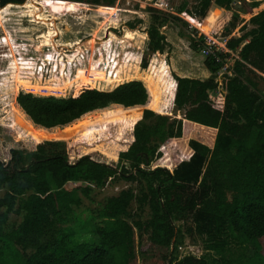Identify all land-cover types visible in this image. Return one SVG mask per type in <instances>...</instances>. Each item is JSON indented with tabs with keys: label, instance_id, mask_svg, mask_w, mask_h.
<instances>
[{
	"label": "trees",
	"instance_id": "1",
	"mask_svg": "<svg viewBox=\"0 0 264 264\" xmlns=\"http://www.w3.org/2000/svg\"><path fill=\"white\" fill-rule=\"evenodd\" d=\"M27 1L0 0V6ZM242 1L238 11L233 0L202 1L204 11L218 12L215 34H231L241 13L251 15L253 27L230 38L231 52L206 56L209 77L176 74L174 102L186 110L183 118L170 120L150 109L153 95L143 76L107 89L82 80L67 96L20 88L14 109L46 132L99 111L111 113L63 147L28 138L11 145L0 136V264H210L204 256L176 255L178 221L190 219L207 224L211 250L223 254L221 238L231 232L247 250L242 264H264V89L249 74L258 72L264 80V0ZM56 24L67 22L59 18ZM149 34L153 49H163L168 38L156 27ZM196 36L195 44L205 49V36ZM232 56L231 73L220 82L218 74ZM217 90L221 94L213 99ZM2 128L17 134L14 126ZM169 145L184 150L189 161L167 153ZM116 179L137 181L140 192L128 188L109 197L97 215L81 220L91 241H77L73 229L64 227L73 206L82 195L90 197L94 185ZM134 201L140 212L132 211ZM12 213L22 220L7 229Z\"/></svg>",
	"mask_w": 264,
	"mask_h": 264
},
{
	"label": "rangeland",
	"instance_id": "2",
	"mask_svg": "<svg viewBox=\"0 0 264 264\" xmlns=\"http://www.w3.org/2000/svg\"><path fill=\"white\" fill-rule=\"evenodd\" d=\"M202 1L101 0L100 4L94 5L91 2L89 4L78 3L76 0H41L43 7H46L48 3L58 12L73 9L75 13L67 14L65 17L69 24L67 27L62 25L56 29L52 23L54 19L51 16L53 15L39 17L42 21L37 24L41 28L43 39L50 42L52 36L59 35L60 48L56 44L51 45L52 48L45 54H50V59L53 60H49L48 63L42 60L41 66L37 65L38 67L32 64L34 68L35 66L37 68L35 74H32L35 71L34 68L27 71L21 69L19 58L9 55L11 62L8 74L0 75V136L4 138V143L20 145L24 138H28L36 142L60 141L62 145L57 147H63L69 138L78 135L83 128L103 122L111 113V111H99L57 132H46L33 127L31 122L25 119L24 114L14 109L20 88L39 96H67L73 84L82 80L100 89H107L116 87L121 82L130 81L136 76H143L149 82L153 95L150 109L157 114L168 116L170 120L183 118L186 110L178 108L174 102L176 74L194 77L210 76L204 64L205 49L201 48V45H196L193 37L197 35L198 38L206 33L215 34L214 26L218 12L216 10L204 11ZM243 3L242 0H233L232 10H242ZM29 6L37 11L40 9L39 5ZM94 6L96 9H92ZM23 8L8 6L5 11H1L0 24L4 26V29L0 26V38L4 37L7 41L14 43L11 36L21 38L24 31L28 32V29L24 28L28 22L18 19L13 23L6 13L11 9L21 10ZM76 12H79V15H76ZM250 18L251 15L241 13L236 21L237 27L231 33L232 36L237 37L248 32L253 27L249 22ZM246 23L247 27L243 28L242 26ZM154 27L168 38V41L163 43V49L159 51L153 49L149 34V29ZM28 48L27 43L24 49ZM56 51L61 53L64 60H54L59 53L56 54ZM220 72L218 80L221 78ZM249 74L259 82L260 88L264 89L261 74L258 72ZM219 94H221L220 90L212 92L213 99H216ZM3 124L16 127L17 134L12 136L4 133ZM49 146L53 147L51 144ZM167 148V153L174 151L181 158L189 161L190 157L184 150L173 145ZM76 184L70 182V186H76ZM128 188L140 192V185L137 181L116 179L108 181L105 186L94 185L90 197L82 195L80 203L73 206L75 211L72 214L73 218L64 224V227L73 229V237L77 241H91V231L81 220L87 219L91 214L97 215L109 197L118 195L121 190ZM3 194L4 191H0V197ZM132 211L140 212L139 205L135 201ZM143 216H149L148 208L144 209ZM21 220V214L12 213L6 228H12ZM178 225L180 232L176 243V255L179 258L193 254L206 257L210 264H242L245 262L247 250L245 245L236 239L234 233L228 232L229 235H224L225 239L221 238L224 253L220 254L209 248L207 224L204 221L198 224L192 219L181 220L178 221ZM226 259L229 261L226 262ZM140 264L143 263L140 262Z\"/></svg>",
	"mask_w": 264,
	"mask_h": 264
},
{
	"label": "flooded vegetation",
	"instance_id": "3",
	"mask_svg": "<svg viewBox=\"0 0 264 264\" xmlns=\"http://www.w3.org/2000/svg\"><path fill=\"white\" fill-rule=\"evenodd\" d=\"M20 16L26 18L29 22H33V24H36L34 26V30L33 31L29 30L30 35L28 33L24 34L23 37H21L19 39V41L11 38L14 43L6 42V44L4 46L0 47V54H2L3 52H5V54L6 53L9 54V52H10L11 53L10 56L13 55L14 57L16 56V57L21 58V60H19V61H21V63H23L22 64L23 66L21 65V69H23V70L26 69V71H27L28 69L34 68L32 66V64H34L36 66L37 65L41 66L42 60H44V57L46 55L45 52L50 50L52 47L49 49H45V50L43 49L44 45H43L42 36H41L42 32H41V28L39 27V24H37L39 21H42V20H39V17H40L39 11L37 12L34 10L32 11V10L26 9V10H23L21 12ZM56 21H57V19L52 22L53 27L55 29L59 28V27H57ZM28 35H29V37H28ZM58 40H59V35L55 34L54 36L51 37L50 42H48L47 40L45 42H48L49 46L55 45V44H56V46H58V44H57ZM27 43L29 44V48L25 50L24 47H26ZM15 53H17L19 56L16 55ZM9 58H11V57H9V55H8V57H4V58L0 57V75H3L9 71V65L11 62V60H9ZM36 66L34 68L35 71H33L32 74L36 73V71H37ZM24 76H25V74H24ZM6 77H8V76L6 75Z\"/></svg>",
	"mask_w": 264,
	"mask_h": 264
},
{
	"label": "built area",
	"instance_id": "4",
	"mask_svg": "<svg viewBox=\"0 0 264 264\" xmlns=\"http://www.w3.org/2000/svg\"><path fill=\"white\" fill-rule=\"evenodd\" d=\"M205 53L206 56H215L217 57V53H226V52H231L229 47H228V41L230 40V38L232 37V34H225L224 31L222 33H218L217 35L215 34H205ZM7 41L6 38H0V47L5 45ZM59 51H56L55 53L57 54ZM4 53V54H3ZM2 54H0L1 58L4 57H8V55H10V53H6L3 52ZM232 55L235 57H238V55H236L235 53L232 52ZM233 56L231 58H229L228 60H226L224 67L222 68L220 75V82L224 79L225 74H229L231 73L230 70V66L232 65L231 61H234ZM51 55L50 54H46L44 57V61H46L48 63L49 60H53L50 59ZM19 58V57H18ZM46 59V60H45ZM19 60H21V58H19ZM54 60H64V57L61 56V53L59 52L56 56ZM23 63H21L22 65ZM23 66V65H22ZM4 75V74H3Z\"/></svg>",
	"mask_w": 264,
	"mask_h": 264
},
{
	"label": "crops",
	"instance_id": "5",
	"mask_svg": "<svg viewBox=\"0 0 264 264\" xmlns=\"http://www.w3.org/2000/svg\"><path fill=\"white\" fill-rule=\"evenodd\" d=\"M39 6H40V9H38V11H39V13H40V16H43V15H48V14H51V15H53V16H51L54 20H58L59 18H62L63 20H65V17L67 16V14L68 15H73L75 12H74V10L72 9V10H69V11H67V12H58V10L56 11L55 9H53L52 8V5H50V4H46V7H43V4L41 3V0H39ZM38 5V4H36V3H34L33 2V0H29V1H27L26 3H24V4H22V5H14V4H10V5H7V6H5V7H1L0 6V15H1V11H5L6 10V8L8 7V6H21V7H24L23 9H21V10H8L6 13H8V18H10V20H12V22L14 23L15 21H17L18 19L19 20H21V21H25V22H28V25H26L24 28H26V29H28V32L27 31H24V33L23 34H21V35H24V34H29L30 35V32H29V30H34V26L36 25V24H33V22H30L29 23V21L26 19V18H23L22 19V17L20 16V14H21V12L24 10V9H27V10H34V11H37V9H35V8H33L32 6H29V5ZM43 7V8H42ZM50 7H51V9H50ZM48 9H50V10H48ZM37 11V12H38ZM55 12H57V14H55ZM42 13V14H41ZM55 17V18H54ZM53 20V21H54ZM66 21V20H65ZM67 22V21H66ZM62 25H64V26H68L69 24H68V22H67V24L65 25V24H62ZM62 25H60V26H62ZM0 26L4 29V26H2L1 24H0ZM29 35H28V37H29ZM42 36V35H41ZM10 38H13L14 40L15 39H17L18 41H19V39H20V37L19 38H14V37H10ZM46 40L45 39H43V37H42V42H43V45H44V43H48V42H45Z\"/></svg>",
	"mask_w": 264,
	"mask_h": 264
}]
</instances>
